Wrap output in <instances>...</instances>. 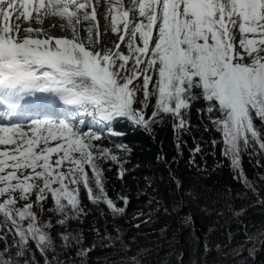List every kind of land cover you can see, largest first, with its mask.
<instances>
[{
	"label": "snow or ice",
	"instance_id": "1",
	"mask_svg": "<svg viewBox=\"0 0 264 264\" xmlns=\"http://www.w3.org/2000/svg\"><path fill=\"white\" fill-rule=\"evenodd\" d=\"M49 16L69 35H52ZM197 102L233 178L247 183L241 154L264 155V0H0V264H13L17 238L43 252L52 225H38L34 208L46 201L60 224L86 214L81 188L122 214L129 201L109 198L105 165L122 180L132 150L105 143L127 136L115 125L151 134L170 117L182 155ZM189 151L194 166L202 148Z\"/></svg>",
	"mask_w": 264,
	"mask_h": 264
},
{
	"label": "trees",
	"instance_id": "2",
	"mask_svg": "<svg viewBox=\"0 0 264 264\" xmlns=\"http://www.w3.org/2000/svg\"><path fill=\"white\" fill-rule=\"evenodd\" d=\"M198 107L205 106L197 102L192 107L189 131L181 134L186 141L181 145L182 155L177 152L170 117L154 125L151 134L115 125L127 136L105 143H126L131 148L129 171L120 180L116 167L109 171L105 165V187L117 205L123 206L121 199H128L126 210L113 213L102 203L93 204L81 188L79 199L86 214L69 218L78 219L81 226L66 232L45 228L51 239L40 245L43 252L34 242L22 244L17 238L15 244L21 247H12L8 253L13 264H45L46 258L49 264H264V179L260 178L264 166L257 165V161L264 165V155L250 161L242 153L248 182H237L229 161L221 156L220 134L211 128L206 114H198ZM255 123L260 127L258 120ZM206 126L209 131L204 130ZM213 139L218 141L215 148ZM196 146L202 152L196 154L195 165L189 166V150ZM175 180L181 182L179 190ZM188 190H195L196 195L189 197ZM51 207L52 202L46 201L44 210ZM134 212L146 215L145 222L133 223L129 216ZM37 217L38 225L49 224ZM111 217L117 220L111 228L98 233L86 229L91 220ZM4 234L0 229V236ZM20 250L24 257L17 261ZM4 251L0 243V253Z\"/></svg>",
	"mask_w": 264,
	"mask_h": 264
},
{
	"label": "rangeland",
	"instance_id": "3",
	"mask_svg": "<svg viewBox=\"0 0 264 264\" xmlns=\"http://www.w3.org/2000/svg\"><path fill=\"white\" fill-rule=\"evenodd\" d=\"M130 2V0H129ZM53 22L49 25L44 26L46 29H49L54 36H63V35H69V33L64 32L63 29L60 27V25L63 23V21H60V19L57 17L53 18ZM57 21L56 23H54ZM101 24L103 25V20L101 19ZM103 32V28H102ZM105 44L110 45L115 40V34H112L110 31L103 34V37ZM88 121H90V118H87ZM91 127L94 129L97 127L95 124H91ZM3 147V146H0ZM34 199V198H33ZM23 202H18V206H22ZM49 208L45 210H41L38 208H34V211H36L37 215L40 216L43 219L49 221V224H51L54 228V230L57 231H71L73 226H81L80 221L77 219L76 221L67 219L63 224L58 223L60 220H63L64 217L61 216L59 213L55 211H49ZM133 223H141L145 222L146 215H142L139 212H134L131 216H129ZM117 220L114 218H100L91 220L87 224V230H91L93 232L98 233L102 229L111 228L112 226L116 225Z\"/></svg>",
	"mask_w": 264,
	"mask_h": 264
},
{
	"label": "bare ground",
	"instance_id": "4",
	"mask_svg": "<svg viewBox=\"0 0 264 264\" xmlns=\"http://www.w3.org/2000/svg\"><path fill=\"white\" fill-rule=\"evenodd\" d=\"M53 18L54 17H51V16L47 17L44 26L49 25L50 23H52L54 21ZM56 22L57 21H55L54 23H56Z\"/></svg>",
	"mask_w": 264,
	"mask_h": 264
}]
</instances>
